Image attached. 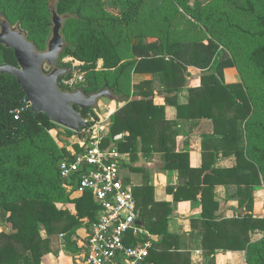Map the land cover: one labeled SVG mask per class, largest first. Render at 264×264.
Masks as SVG:
<instances>
[{
	"label": "trees",
	"instance_id": "16d2710c",
	"mask_svg": "<svg viewBox=\"0 0 264 264\" xmlns=\"http://www.w3.org/2000/svg\"><path fill=\"white\" fill-rule=\"evenodd\" d=\"M99 1L57 0L51 6L50 0H0V14L8 16L12 10L10 16L15 17L16 26L38 51H42L51 36V7H54L57 14L63 16L60 33L64 47L60 58L70 56L80 62L78 68L85 78L81 89L87 94L102 88L122 90L121 85L131 72L151 73L159 78L168 93L179 91L187 85L188 67L198 69L200 84L190 87L187 106L176 104L170 97H166V101L176 104L179 118L189 116L185 109L190 104L196 108L195 116L209 118L215 124L216 135L207 137L202 143V168H208L206 158L213 157L215 152L235 158L233 166L210 167L203 175L200 187L205 227L203 248L214 250L209 238L215 236L216 245L224 250H244L246 264H264V217L253 214V192L264 188V120L251 118L250 95L240 82L224 81L223 70L233 66L232 60L219 51V44L212 37L183 40L150 35L143 41L131 42L123 27L125 17L109 14ZM242 1L248 10H254L255 0ZM83 4L93 5L96 11L85 15ZM6 20L11 25L10 20ZM260 21L264 24V20ZM0 55V64L16 65L13 51L1 43ZM99 60L102 65L97 68ZM248 60L258 74L264 76V45L253 48ZM152 83V80H144L135 88L148 94ZM23 97L16 78L0 73V220L11 225L10 232L0 231V264H41L42 256L51 251L52 235L62 234L70 242L84 219L95 218L96 211L89 193L75 199L68 197L56 164L68 155V150L57 147L51 135L56 123L43 113L34 117L30 107L21 103ZM21 106L25 109L15 119L14 110ZM91 108L81 109L82 116ZM163 110V106L154 105L150 98L128 99L111 115L105 145L113 143L121 152L130 150L138 134L144 138L145 132L152 131L147 127L163 116ZM249 127L255 129L253 137L257 144H248L246 129ZM120 132H127V135L113 141V136ZM75 133L76 139L83 135L80 129ZM145 146L156 147L143 144V148ZM163 146L165 154L172 151L167 143ZM73 147L80 150L77 143ZM177 156L181 155H164L163 168L178 169L179 177L190 171L187 183L191 186V176L199 175L201 169L193 170L176 160ZM146 184L147 181L145 187ZM215 184L236 185L238 205L247 212L232 218L214 216L219 206L213 197ZM180 192H173L174 200L181 198ZM65 200L73 207L57 206ZM156 205L166 204L152 203V207ZM41 227L46 237L40 234ZM257 231L262 235L252 241L251 234ZM149 257L150 252L144 264Z\"/></svg>",
	"mask_w": 264,
	"mask_h": 264
},
{
	"label": "crops",
	"instance_id": "0c3cea01",
	"mask_svg": "<svg viewBox=\"0 0 264 264\" xmlns=\"http://www.w3.org/2000/svg\"><path fill=\"white\" fill-rule=\"evenodd\" d=\"M102 65V61L99 60ZM199 72L198 69L188 67ZM200 74V73H199ZM131 80L130 88H122L109 99L108 106L112 109L111 115L122 107L128 99H152V103L163 106V116H160L152 128V131L145 132L144 138L138 134L133 139V147L122 152L124 154V165L122 175L125 182L135 192L136 201L139 202L140 216L144 226L151 232L153 246L150 249L149 261L146 264H246L244 250H224L217 244L215 236L210 237L209 244L214 250L203 248L205 227L203 225L201 191L202 178L210 167L227 168L235 164L234 156H223L221 153L206 158L208 168H202V143L207 137H214L215 124L209 118L195 116L196 108L188 105L185 109L187 117L177 116L176 104L187 106L190 99V87L200 84V77L187 75V85L179 91L167 92L163 89L158 77L151 73H135L129 75ZM153 81L152 89L148 94L135 85L141 81ZM226 83H229L226 81ZM144 91H147L143 89ZM166 97L174 100L176 104L166 101ZM112 123L103 125L106 128L105 136L109 135V128ZM127 135V132H120L113 136V141L120 140ZM171 146V155L180 154L176 160L184 162L193 170L201 169L199 175H192V185L187 183L190 178V171L179 177L178 169L163 168L164 146ZM143 144H154L155 149L149 146L143 148ZM214 158V159H213ZM213 159V161H212ZM212 161V162H211ZM147 181L146 187L145 182ZM206 187V186H204ZM237 186L234 184H215L213 186V197L219 206L214 210V216L219 218H232L244 215L247 210L239 207L235 196ZM262 188L253 192H260ZM264 189V188H263ZM181 190L180 199L174 200V191ZM152 203H165L156 205ZM256 209L253 213H256ZM255 215V214H254ZM165 220V221H163ZM4 228V229H3ZM229 230L228 227H226ZM231 229V228H230ZM11 231V225L3 222L0 231ZM82 229L77 230V235ZM41 235L43 233L40 232ZM44 237V236H43ZM261 234L253 232L252 241L258 240ZM73 238V237H72ZM53 240V239H52ZM51 240V241H52ZM50 241V242H51ZM75 243V241H73ZM68 241L61 234L57 235L51 246V251L44 254L41 264H74L73 254L68 247ZM76 247V243H75Z\"/></svg>",
	"mask_w": 264,
	"mask_h": 264
},
{
	"label": "rangeland",
	"instance_id": "374dc122",
	"mask_svg": "<svg viewBox=\"0 0 264 264\" xmlns=\"http://www.w3.org/2000/svg\"><path fill=\"white\" fill-rule=\"evenodd\" d=\"M56 1L50 0L51 6H54ZM255 1L253 11L248 10L242 0H100L99 3L109 14L125 17L123 27H125L131 42L143 41L145 37L150 35L168 36L172 39L183 40L214 38L219 44V51L228 54L233 62V66L223 70L224 81L229 83L240 82L250 95L253 107L251 118L264 120V76H260L248 60V54L253 48L264 45V24L260 21V19L264 20V0ZM11 11H9L8 16L4 13L5 17H3L10 20L12 26H16L15 17L10 16ZM82 11L85 15H91L96 9L93 5L83 4ZM46 47L42 51L46 50ZM58 65L70 68L65 77L73 79L77 83L76 85H80L78 79V75L81 73L78 68L79 61L70 56H65L59 58ZM100 67L101 63L98 61L97 68ZM45 68L47 69L48 66L45 65ZM187 71L191 77H196L200 73L191 68H188ZM58 83L60 86L61 79ZM130 83L131 80L127 77L121 87L126 90V88H130ZM110 91L112 95H115L117 90L113 88ZM109 99L111 98L107 96L100 97L95 105L91 106V110L83 115L87 125L80 128L83 133L82 137L86 135L92 137L101 131L103 125L107 127L113 109L108 106ZM103 131L106 132L105 127H103ZM254 132V128L246 129L248 144L258 143L253 137ZM67 133H73V135L68 136ZM51 135L57 147L67 150L77 142L75 131L58 124L51 131ZM108 137L109 135H107ZM253 197V212L255 209L257 211L253 214L264 217V189L254 193ZM62 205L73 207V204L66 200L63 203H57V206ZM0 225L3 227L2 220H0ZM2 231L4 232V230ZM40 232L43 233L42 236L46 237L42 227ZM57 235L58 233L50 237V241L53 239L50 242V249ZM73 241L71 237L67 244L73 254L72 261L77 264L78 249Z\"/></svg>",
	"mask_w": 264,
	"mask_h": 264
},
{
	"label": "built area",
	"instance_id": "2783aa9c",
	"mask_svg": "<svg viewBox=\"0 0 264 264\" xmlns=\"http://www.w3.org/2000/svg\"><path fill=\"white\" fill-rule=\"evenodd\" d=\"M65 75L60 78L62 90H73L75 86L74 90L81 89L85 85L82 71L78 75L80 85ZM24 109H15L14 118ZM89 136L77 138L80 150L69 148L68 155L57 163L58 176L68 197L75 199L89 193L96 204L95 218H85L82 232L73 236L78 249L77 264H144L153 237L139 223L142 219L133 189L122 175L124 154L113 143L105 145L103 127Z\"/></svg>",
	"mask_w": 264,
	"mask_h": 264
},
{
	"label": "water",
	"instance_id": "95a60500",
	"mask_svg": "<svg viewBox=\"0 0 264 264\" xmlns=\"http://www.w3.org/2000/svg\"><path fill=\"white\" fill-rule=\"evenodd\" d=\"M62 19L51 7V36L44 51H38L19 27H12L6 19H0V43L10 48L16 59V65L1 63L0 73L16 78L24 92L21 103L30 107L34 117L43 113L52 122L77 131L87 125L81 109L94 106L100 97H114L107 88L87 94L82 89L62 90L59 87V79L70 70L57 66L64 47L60 33ZM45 64L50 69L46 70Z\"/></svg>",
	"mask_w": 264,
	"mask_h": 264
},
{
	"label": "flooded vegetation",
	"instance_id": "af4514ba",
	"mask_svg": "<svg viewBox=\"0 0 264 264\" xmlns=\"http://www.w3.org/2000/svg\"><path fill=\"white\" fill-rule=\"evenodd\" d=\"M0 19L1 20H3L4 19V17L0 14ZM12 27H18V26H12ZM46 65V64H45ZM45 65H44V68H45ZM48 66V65H47ZM57 66H59V67H62V66H60V65H58V63H57ZM46 69V68H45ZM48 69H50L49 68V66H48V68L46 69V70H48Z\"/></svg>",
	"mask_w": 264,
	"mask_h": 264
}]
</instances>
